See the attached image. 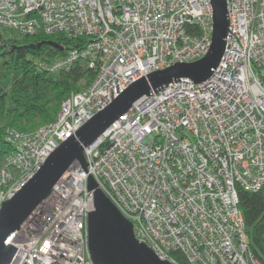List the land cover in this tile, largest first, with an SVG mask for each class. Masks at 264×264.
<instances>
[{
	"label": "built area",
	"instance_id": "2783aa9c",
	"mask_svg": "<svg viewBox=\"0 0 264 264\" xmlns=\"http://www.w3.org/2000/svg\"><path fill=\"white\" fill-rule=\"evenodd\" d=\"M225 1V49L209 78H182L139 97L83 148L97 188L132 224L135 238L171 264H262L250 248L238 189L264 185V0ZM0 26L85 38L81 47L36 64L65 73L84 60L95 69L52 121L6 130L14 150L0 165L1 204L131 82L203 57L212 7L209 0H0ZM87 172L72 164L6 239L16 247L10 264H93Z\"/></svg>",
	"mask_w": 264,
	"mask_h": 264
},
{
	"label": "water",
	"instance_id": "95a60500",
	"mask_svg": "<svg viewBox=\"0 0 264 264\" xmlns=\"http://www.w3.org/2000/svg\"><path fill=\"white\" fill-rule=\"evenodd\" d=\"M209 1L212 7V34L203 57L154 70L131 82L110 103L67 135L15 193L1 201L0 264H10L16 253V247L6 243V239L43 202L53 185L72 164L78 163L87 172L88 163L83 148L92 144L135 100L182 78L194 83L209 78L223 56L228 32L226 1ZM87 174V190L93 191V209L87 212L86 217L87 250L92 263L171 264L159 259L149 247L135 238L132 224L97 188L92 176Z\"/></svg>",
	"mask_w": 264,
	"mask_h": 264
},
{
	"label": "trees",
	"instance_id": "16d2710c",
	"mask_svg": "<svg viewBox=\"0 0 264 264\" xmlns=\"http://www.w3.org/2000/svg\"><path fill=\"white\" fill-rule=\"evenodd\" d=\"M0 26V161L14 147L6 130H29L36 122L54 119L61 102L77 91L82 78L92 79L95 69L77 60L68 72H49L36 61L61 57L81 47L85 38L69 39L62 34H21L4 37ZM53 44V45H51ZM238 207L253 254L264 264V185L257 191L238 189ZM183 263L182 256H177Z\"/></svg>",
	"mask_w": 264,
	"mask_h": 264
},
{
	"label": "rangeland",
	"instance_id": "374dc122",
	"mask_svg": "<svg viewBox=\"0 0 264 264\" xmlns=\"http://www.w3.org/2000/svg\"><path fill=\"white\" fill-rule=\"evenodd\" d=\"M3 35H4V37H8V36H11V35H18V33L17 32H15L13 29H11V28H5L4 30H3ZM89 81H88V79L87 78H82L81 80H80V82L78 83V89H77V91L78 90H81L87 83H88ZM58 113V112H57ZM57 115V114H56ZM55 118V117H54ZM52 121V120H51ZM47 123V122H46ZM42 124H45V123H38V122H36L35 124H34V126L33 127H31V128H29V130H31V129H34V128H36L37 126H40V125H42ZM3 160V159H2ZM2 160L0 161V165H1V163H2Z\"/></svg>",
	"mask_w": 264,
	"mask_h": 264
}]
</instances>
